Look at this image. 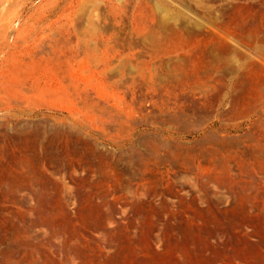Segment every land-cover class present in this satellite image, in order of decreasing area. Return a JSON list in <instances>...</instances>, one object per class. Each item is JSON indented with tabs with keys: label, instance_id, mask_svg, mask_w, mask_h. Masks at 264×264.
<instances>
[{
	"label": "rangeland",
	"instance_id": "obj_1",
	"mask_svg": "<svg viewBox=\"0 0 264 264\" xmlns=\"http://www.w3.org/2000/svg\"><path fill=\"white\" fill-rule=\"evenodd\" d=\"M0 27V264H264V0H0Z\"/></svg>",
	"mask_w": 264,
	"mask_h": 264
},
{
	"label": "bare ground",
	"instance_id": "obj_2",
	"mask_svg": "<svg viewBox=\"0 0 264 264\" xmlns=\"http://www.w3.org/2000/svg\"><path fill=\"white\" fill-rule=\"evenodd\" d=\"M8 30H9V28L0 27V52L4 51L8 47L16 46L17 43H18V41H19L18 39H19V36H20L19 35L20 34V31L17 30L16 31L17 35H16V38H15L14 42L13 43H9L7 41V33H8ZM41 33L42 32H38L35 35V37L32 38V39L29 38L27 40H24V43H25L26 47H24L20 52H17L18 57H19L18 59L25 58V57L26 58H29V59L36 58L37 50L42 45H44L45 40H48L49 41L48 42V43H50L49 44V47L51 48L52 52L55 53L56 46H57L56 45L57 44V39L52 40L51 37H50V35L41 36L40 35ZM68 46H70V45H68ZM65 49H67V51H69L70 49L72 50L73 48L71 47L69 50H68V48H65ZM9 53H10V56H8V57H12V55H14V53H12V52H9ZM38 53H40V52H38ZM65 53L68 54L67 52H65ZM5 55H7V53H5ZM40 59H44V58L41 56ZM27 62H29V61L27 60Z\"/></svg>",
	"mask_w": 264,
	"mask_h": 264
}]
</instances>
